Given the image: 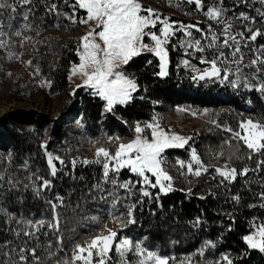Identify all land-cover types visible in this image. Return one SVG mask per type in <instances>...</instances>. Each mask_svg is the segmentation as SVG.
<instances>
[{
    "label": "snow or ice",
    "instance_id": "6c2138e0",
    "mask_svg": "<svg viewBox=\"0 0 264 264\" xmlns=\"http://www.w3.org/2000/svg\"><path fill=\"white\" fill-rule=\"evenodd\" d=\"M39 2L44 4V16L51 14L58 21L63 15L73 23L88 25L87 31L79 37L78 45L73 49L79 62H72L69 80L75 75H78L81 80V83L73 89L72 95H75L76 89L85 88L90 97L99 101L97 116L99 121L118 120L122 124H128L121 109L134 103L142 89L138 77L130 71L131 65L139 57H144V62L152 65L153 60L149 56H154L158 58L156 65L158 70L152 75L161 79L169 77L170 61L167 45L177 32L184 33L186 37H193L191 31L193 28L201 33L208 43L204 45L201 39L195 38L182 41L181 46L185 47L186 54L187 49L193 48V45L195 46L193 55L196 52L204 53L206 49H215V52L211 58L204 55L199 57L200 63L206 65L202 69L188 59L182 61L185 68L192 70L190 77L192 82L218 83L226 89L232 88L234 92L246 89L259 93V99L264 101V43H257L258 38L264 40V0H233L231 6H226L224 0H215V3L207 7L206 11L204 0H185L187 4L194 5L196 11L203 12L209 20L220 25V30H215L211 23L205 30L200 27L199 22L185 24L183 21L163 17L155 9L145 7L141 0H63V4L70 8V11H63L58 0L50 4L46 3V0H39ZM257 3L260 7H255ZM35 6L36 0H0V47L6 48L12 35H24L25 39H31L21 29H28L39 34L40 25L33 23ZM242 6L254 8L259 19L246 10H240ZM18 9H23L20 12L23 24L13 31L12 21ZM78 14H81L79 19ZM236 24L240 25L238 29L235 28ZM245 49L252 54L248 63H245ZM27 63L31 65L32 61L29 60ZM177 67L179 68V65ZM38 72L39 68L34 75ZM48 83L50 84L51 81ZM143 91L147 92V88H143ZM139 98L145 99L144 96ZM153 103L159 104L160 101L156 100ZM245 103L251 106L254 101L252 98H247ZM213 123L217 122L213 121ZM133 131L135 136L128 143L118 142L114 152L104 146H98L95 160L82 159L84 165L95 163L102 166V176L89 188L90 195L95 190L100 193L99 199H105L106 195H113L116 188H121L125 190V198L136 196L126 212L127 224L138 222L135 215L137 207L143 208L145 204H155L161 210L164 208L162 197L174 191V178L163 167L166 159L164 154L168 149L184 148L190 139L175 132L165 131L155 117L143 127L137 121ZM227 131L232 132L234 138L246 147L247 160L252 161L254 155L262 157L255 160L254 167L245 165L241 169L229 166L231 159L229 157V161H225L222 167H214L215 175L209 173L212 180H216V176H219L215 187L223 188L230 194L225 202L233 207L230 210L220 208L217 215L229 217L230 223L224 225V222L220 221V224L222 229L226 228L228 232H231L236 220L233 213L239 211L240 207L264 209V177L255 180L248 178L250 172L256 176L264 172V111L258 114L257 118L249 115L240 120L238 131L231 128H227ZM120 140L119 136L108 137L109 142ZM41 147L47 154L49 173L51 177L56 178L58 169L54 161H58L60 165H64L65 161L47 152L46 142L42 143ZM189 148L191 159L187 164L183 160H178L180 167L186 168L188 174L196 177H200L202 173H208V166L203 163L196 148L191 145ZM219 155L223 156V153ZM71 163L74 169L77 160L74 158ZM25 168H27V162H25ZM122 169H127L134 174L135 179L130 176L122 181L120 179ZM238 177L245 178L244 185L247 186L248 192L253 191L251 187L253 183L262 189L254 194L251 202L244 201L241 191L232 192V185ZM3 179L4 177L0 176V180ZM28 179L32 180L31 185L21 186L19 180L14 181L11 178L7 180L6 185L0 184V229H2L0 236L3 237L0 239V264H43L42 251L48 256H55L56 253L52 252L53 247L63 250V236L59 235L60 214L58 211V208L63 207L65 203L62 195L56 193L54 199H46L45 202L51 211V219L48 220L26 218L22 214L10 211L8 207L14 203L23 204L29 193L41 196L43 192L54 187L53 180L43 175L33 173ZM37 180L40 183H36ZM105 184H111L113 191H107L103 187ZM180 191L185 192L187 197L196 195L192 188H182ZM219 195V192L208 188L198 198L206 200L210 196L218 199ZM95 198L93 196V199ZM150 214L159 216L155 209ZM92 219L95 220L96 217ZM167 222L166 218L156 227H162ZM172 223H176V220L174 219ZM206 223L207 219L204 215H196L189 220L191 228L197 230H203ZM125 226L126 224L121 225V227ZM248 228L247 233L240 237L243 245L235 256L231 250H226L219 252L214 259H206L209 251L216 250L225 242L223 231L216 239L205 240L197 249L196 255L205 258V264H238V261L242 262L250 256L252 250H258L264 254V216H252L248 221ZM48 229L56 235V244L48 240L47 247H44L40 236H49ZM105 231L107 234H103ZM150 235L151 233L133 240L128 236L121 237L117 230L105 226L101 235L91 238L84 244L74 245L69 264H75L78 261H83V264H107L113 259V253L117 257L115 264H133V260L135 264H170L175 257L160 254L154 250V247L147 246L145 242ZM56 264H60V261L57 260ZM180 264H193V261L189 257L180 261ZM196 264H200L199 260Z\"/></svg>",
    "mask_w": 264,
    "mask_h": 264
},
{
    "label": "rangeland",
    "instance_id": "374dc122",
    "mask_svg": "<svg viewBox=\"0 0 264 264\" xmlns=\"http://www.w3.org/2000/svg\"><path fill=\"white\" fill-rule=\"evenodd\" d=\"M52 1L54 0H46V3L50 4ZM58 2L63 11H70V8L63 4V0H58ZM141 2L145 7L153 8L163 17L170 18L171 20L183 21L185 24H196L199 22L200 27L205 30H207L208 24L211 23L215 30H220V25L209 20L203 12L196 11L194 5L187 4L185 0H141ZM224 2L226 6H231L233 0H224ZM204 3L206 11L207 7L212 6L215 3V0H204ZM255 7H260V5L257 3ZM240 10H246L250 12L251 15H256L259 19L254 8H243L242 6ZM21 11H23V9H18L17 14L12 21L13 31L18 27H21L23 24V19L20 15ZM79 16L80 14H78V19ZM41 20H43L42 23ZM5 23H7V19H5ZM33 23L34 25H40L39 34L28 29H21L24 34L31 37V39H25L24 35H12L10 41H8V46L6 48L0 47V118L7 119L9 126H14L24 131H32L37 127V123L42 122L43 126L41 133L43 143L46 142V144H48V141L50 140V131L55 126H58L59 130L57 138L55 136L52 144L47 146V152L52 153L53 157L59 156L65 161L64 165H60L58 161H54L57 164V173L62 170L66 174L69 169L70 171L73 170L71 161L74 158L77 160L75 165L76 168H84L89 165H98L102 168L101 165L95 163L84 165L82 159L87 158L89 161L95 160V152L98 146L112 149V147L118 142L128 143L135 136L133 129L137 121H128V124H124L126 132L120 137V141H108L109 134L103 125L108 122V120L100 121L94 131L88 128V126L82 121L81 98L80 96H76V94L72 95L75 86L81 83L80 77L75 75L69 80L70 67L66 88L54 92L51 89L52 79L50 76L51 69L55 68L61 57V50H71L74 46L76 48L79 42V37L87 31L88 25L78 22L73 23L63 17V15L59 17L58 21L55 20L51 14L44 16V4L40 3L39 0H36L35 20ZM56 24H59V26H55ZM239 27V24L235 25L236 29ZM191 31L193 37H186L184 33L177 32L171 37V40L167 45L174 54L175 59H177L179 68L184 70L185 77H191L192 70L190 68H185L182 63L184 59H188L192 64H195L198 68L202 69L206 67V65L200 63L199 57L204 55L211 58L215 52V49H206L204 53L196 52L193 55V48L195 47L193 45V48L187 49L186 54L185 47L181 46L182 41L195 38L201 39L202 44L204 45H207L208 43V41L205 40L201 33L197 32L195 28L191 29ZM69 39L73 40V45L71 46L68 44ZM21 42H23V46H21ZM257 43H264V40L258 38ZM223 50L226 52L228 51L227 49ZM251 58L252 54L248 53L247 49H245V63H248ZM156 59L158 61V58ZM29 60L32 61L31 65L27 63ZM37 68H39V72L34 75V73L37 72ZM48 81H51V83L49 84ZM208 83H210L209 85H215L220 89L227 90L230 95L237 97L244 108L253 110L252 115L255 118H257L258 114L264 111V101L259 99V93L250 92L246 89H241L240 92H234L230 87L226 89L218 83ZM83 92L88 94V91L85 88H83ZM247 98H252L254 104L251 106L246 104L245 100ZM153 117H155L160 126L164 128L161 124V116L156 113ZM146 123H141V126L143 127ZM212 124L217 126L215 123ZM192 130H195L194 126L192 127ZM165 131L175 132L184 137L191 138L192 136L191 133H182L175 130L172 125L168 129H165ZM102 140H107L108 142L103 143ZM42 154L43 159L21 157L18 163L17 160L19 158L16 159L10 152L0 153V164L3 163V167L5 168L0 172V176L4 177L1 181L7 182L5 177H11L9 172L13 169L18 171L15 180H19L21 186H23V184L31 185L32 180L28 179V177L32 176L33 173L36 175H43L42 173L47 169L48 175L51 176L47 166V154L44 148H42ZM164 155L166 156V154ZM190 159L191 153L187 159L177 157L168 159L166 157L163 167L174 178V191L170 193L180 191L182 188H192L193 192L196 193V195L193 196L199 197V195L203 193V190L215 187L216 180H219V176H216V180H212L209 175V173L212 175H215V173H212L209 170L208 173H202L200 177H196L188 174L186 168H181L177 163L178 160H183L185 161V164H187ZM30 160L32 162H29ZM25 162H27V168H25ZM43 163L46 166L45 168H43ZM30 166L40 167L42 169H37L35 172L28 175L27 171ZM38 171H41V173L39 174ZM130 176L135 179L134 174H131L127 169L121 170L120 179L122 181L128 179ZM253 180L255 179L253 178ZM36 183H40V181L37 180ZM251 186L253 187L252 192L254 193V189L258 188V185L253 183ZM103 187L109 192L113 191V186L111 184H105ZM47 192L49 193L50 190ZM124 193V189L116 188L113 195H106L105 199H99L98 202L91 204L90 207H86V222L74 240L73 245L76 243L84 244L91 238L101 235L105 226L117 230L121 237L128 236L133 240L140 239L144 235L149 234L148 228L146 227L147 223L143 222V225L141 224L142 219H145V217L148 218V216L150 218L158 217L150 214L153 209H155V211L159 213V216L164 219L162 213L166 212L168 209L171 210V208L168 207L161 210L155 204H145L143 208L137 207L135 210L138 222L136 224H127L126 212L128 206L135 201L136 196L125 198ZM98 195H100V193H98ZM114 201H116V203H113ZM222 216L224 218L226 217L224 215ZM92 217H96V219L93 220ZM228 219L229 217L225 218L226 221ZM122 224H126V226L121 227ZM217 227H219V229L216 230L222 229L220 222L217 223ZM168 229L169 227L166 225L158 230H154L153 228L149 239L145 242L147 246L154 247V250L160 254L175 257L174 260L170 261V264H180V261L186 260V258L189 257L192 259L193 264H196L197 260H199L200 264H205V258L196 255L197 249L201 247L204 240L197 241L195 246H189L185 241L180 242L178 240L179 236L175 234V232L170 233ZM192 229L194 232H207L206 227H204L203 230ZM103 234H107L106 231L103 232ZM162 234L165 235L166 238L160 243L157 240V237H162ZM173 241H178V243H173ZM219 247L214 251H209L206 254V259L211 260L216 258L219 254ZM112 255L113 259L108 261L107 264H115L117 257L114 253ZM94 259H98V257H94ZM66 264H69V261H67ZM75 264H83V261L75 262ZM133 264H135V260H133Z\"/></svg>",
    "mask_w": 264,
    "mask_h": 264
},
{
    "label": "trees",
    "instance_id": "16d2710c",
    "mask_svg": "<svg viewBox=\"0 0 264 264\" xmlns=\"http://www.w3.org/2000/svg\"><path fill=\"white\" fill-rule=\"evenodd\" d=\"M68 44L70 46L73 45V40L69 39ZM73 48L75 49V46ZM73 48L71 50L62 49L58 63L50 71L52 79L51 89L54 92L66 88L71 64L72 62H78V57ZM168 53L170 75L167 78L161 79L152 75L154 71L158 70L156 67L158 61L154 56H149L153 60L152 65H147L144 62V57L136 58L135 63L131 65L130 71L138 77L142 89L134 103H131L127 108L121 109L124 118L128 121L146 123L152 119L154 114L158 113L161 116V124L165 129L172 125L175 130L182 133H191L192 136L184 148L166 151L165 154L168 159L175 157L187 159L191 153L189 148V145H191L196 148L203 163L208 166L212 173H214L213 169L215 166L222 167L225 161H229V157L231 158L229 166H234L237 169H241L245 165L254 167L255 160L262 157L254 155L252 161L247 160L246 147L243 146L242 142L234 138L232 132L227 131V128L238 131L239 121L252 115L253 110L244 108L240 104L239 99L230 95L227 90L220 89L215 85H209L210 83L192 82L190 77H185L184 70L177 67V59H175L169 47ZM143 88H147V92L143 91ZM75 94L81 98L83 123L94 131L100 122L97 119L99 101L83 92V88L77 89ZM140 96H144L145 99H140ZM156 100H159L160 103L154 104L153 101ZM205 109H207V112H205ZM253 118L255 117L253 116ZM213 121L217 122L215 123L217 126L212 124ZM103 125L109 136L121 137L126 132L125 125L118 120H108ZM42 126V122H39L32 131H24L17 127L9 126L7 119L0 118V153L10 152L16 159L19 158L17 160L18 163L21 157L43 159L41 147L43 143ZM193 126L195 127L194 131L192 130ZM58 130L59 127L55 126L50 131V140L47 146L52 144L55 136L57 138ZM102 142L108 141L102 140ZM115 148L116 144L111 150L114 152ZM221 152L223 156L219 155ZM29 162L32 161L30 160ZM43 165L42 167L45 168L44 163ZM4 169L3 163H1L0 172ZM37 169L42 168L30 166L27 171L28 175ZM38 172L39 174L41 173V171ZM17 173L18 171L13 169L9 172L11 177H5V179L11 178L15 181ZM42 174L46 178L53 180L54 187L51 188L49 193L45 191L41 196L29 193L23 204L14 203L8 207L10 211L22 214L26 218L34 220L44 218L48 220L51 219V211L49 205L45 202L46 199H54L56 193L62 195L65 198V203L63 207L58 208V211L60 214L59 235L63 236V250L53 247L52 252L56 253L55 256H48L43 251L41 254L44 258L43 264H56L57 260L60 261V264H66L67 261H71L74 240L86 222V207H90L91 204L99 200L98 192L93 190L90 195L89 188L100 180L102 168L98 165H89L84 168L75 167L71 171L69 169L66 174L60 170L56 178L49 176L47 169ZM251 177L259 179V177H264V172H261L259 176L250 172L248 178ZM244 179V177L237 178V181L232 185V192L241 191L244 201L251 202L254 194L262 189L258 187L254 189V193L248 192L246 190L247 186L244 185ZM6 183V181L0 180V184L6 185ZM210 188L220 193L218 199H213L209 196L208 199L201 200L194 196L187 197L186 193L180 191L169 193L167 196L162 197L164 208H171V210L168 209L162 213L164 219L160 216L152 218L148 216V218L145 217V219L141 220V224L143 225V222L147 223L146 227L149 233H151L153 228L158 230L166 225L169 227L168 231L170 233L175 232L179 236L178 240L187 242L189 246H195L199 240L216 239L223 231L225 242L220 244L218 253L231 250L233 256H235L243 245L240 237L249 230L248 221L252 216H264V209L240 207L239 211L233 213L236 220L231 232L226 229L216 230L219 229L217 227L218 222L223 221L224 225L231 222L230 219L226 221V217L217 215L218 209L230 210L233 205L225 202L230 194L225 192L223 188ZM206 191L203 190L202 192ZM93 196L96 198L93 199ZM196 215H204L206 217L207 223L205 227L207 232H194L189 226V220ZM166 218L168 222L157 228L156 225ZM174 219L176 223H172ZM48 231L49 236H40L44 247H47L48 240H52L53 244H56V235L52 234L51 229H48ZM0 232H2V229H0ZM2 238L0 236V239ZM164 238L166 236L162 234V237H157V240L161 243ZM238 264H264V254L258 250H252L250 256L246 257L242 262L238 261Z\"/></svg>",
    "mask_w": 264,
    "mask_h": 264
}]
</instances>
